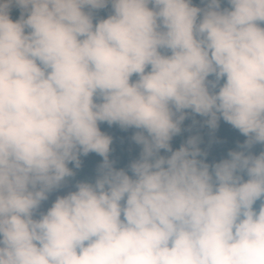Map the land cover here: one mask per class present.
Masks as SVG:
<instances>
[{
    "label": "clouds",
    "instance_id": "9594fccd",
    "mask_svg": "<svg viewBox=\"0 0 264 264\" xmlns=\"http://www.w3.org/2000/svg\"><path fill=\"white\" fill-rule=\"evenodd\" d=\"M223 2L0 0V264H264V0ZM189 112L240 150H173ZM102 123L136 130L127 171Z\"/></svg>",
    "mask_w": 264,
    "mask_h": 264
},
{
    "label": "trees",
    "instance_id": "16d2710c",
    "mask_svg": "<svg viewBox=\"0 0 264 264\" xmlns=\"http://www.w3.org/2000/svg\"><path fill=\"white\" fill-rule=\"evenodd\" d=\"M192 4L197 7H203V5L200 4V0H192ZM221 6H227L223 0ZM149 7H151V5H149ZM109 12L110 5L104 9L95 11L93 22L95 23L96 19L106 18ZM19 15L20 9L15 5L11 6L9 11L10 18L15 21L19 18ZM132 79H135V76H133ZM209 79H212V77H209ZM185 111L188 112L189 110ZM205 119V117L189 112V115L186 116L180 125V133L175 135L170 141L171 148L176 150L182 143L186 142L189 137H198V147L202 152L206 153V156L198 157V159L203 158L209 165L226 159L227 153L230 150H240L238 145L243 144L246 137L222 119L218 121V127L215 130H211L203 123ZM99 127L102 132L112 138L109 160L113 162V167L116 169H125L127 171L129 163L139 157L141 150L140 146L131 140L136 130L132 128L122 130L115 124L108 126L106 123L100 124ZM261 147L262 146L259 144L254 145L250 151L253 155H256L261 150ZM161 155H167V153L161 150ZM80 161L81 164L78 169L74 168L73 165L69 163L68 167L73 170L74 176L69 177L68 180L72 183L78 181L92 182L95 179L98 165L102 163V157L95 153H89L87 156L80 157ZM128 174L131 175L130 172H128ZM258 203L259 202H257V205Z\"/></svg>",
    "mask_w": 264,
    "mask_h": 264
},
{
    "label": "rangeland",
    "instance_id": "374dc122",
    "mask_svg": "<svg viewBox=\"0 0 264 264\" xmlns=\"http://www.w3.org/2000/svg\"><path fill=\"white\" fill-rule=\"evenodd\" d=\"M74 185H75V183L70 182V180H68V178H66L65 185L63 187H61L60 189L55 190L52 193H50L48 199L41 203V206L38 209L37 215L34 218H38V214L40 212H45L47 210V208L51 206V203L55 200L56 196H58V195L63 196L65 194H67V192H69V191H74L75 190Z\"/></svg>",
    "mask_w": 264,
    "mask_h": 264
}]
</instances>
